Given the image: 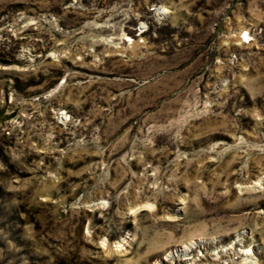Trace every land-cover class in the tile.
<instances>
[{"label": "rangeland", "instance_id": "obj_1", "mask_svg": "<svg viewBox=\"0 0 264 264\" xmlns=\"http://www.w3.org/2000/svg\"><path fill=\"white\" fill-rule=\"evenodd\" d=\"M0 264H264V0H0Z\"/></svg>", "mask_w": 264, "mask_h": 264}]
</instances>
